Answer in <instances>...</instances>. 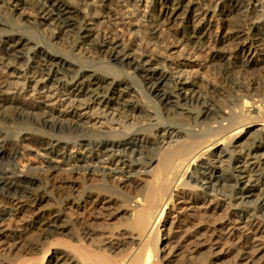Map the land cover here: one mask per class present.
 Returning a JSON list of instances; mask_svg holds the SVG:
<instances>
[{
    "label": "bare ground",
    "instance_id": "bare-ground-1",
    "mask_svg": "<svg viewBox=\"0 0 264 264\" xmlns=\"http://www.w3.org/2000/svg\"><path fill=\"white\" fill-rule=\"evenodd\" d=\"M3 39L0 264H264V0H0Z\"/></svg>",
    "mask_w": 264,
    "mask_h": 264
},
{
    "label": "rangeland",
    "instance_id": "rangeland-1",
    "mask_svg": "<svg viewBox=\"0 0 264 264\" xmlns=\"http://www.w3.org/2000/svg\"><path fill=\"white\" fill-rule=\"evenodd\" d=\"M2 42L4 43V42H5V39H3V40L0 42V46L2 45V44H1ZM24 55H25V54H24ZM222 55H224V54H222ZM17 56H18V57H23V54L19 53V54H17ZM22 61H23V59H22ZM260 61H261V60H260ZM255 64L258 65V64H260V62H257V63H255ZM234 81H236V80L234 79ZM2 87H3V85L0 87V89H2ZM35 114H36V115H35ZM37 114H40L39 110H34V111H33V115H32V117H34V116H35V117H38ZM39 116H40V115H39ZM42 117H43V119L48 120V121H51V119H52L51 117H46V118H45V116H42ZM54 120H55V118H54ZM66 132H67V133H71V132H68V131H66ZM137 141H138V140H135L134 143L136 144Z\"/></svg>",
    "mask_w": 264,
    "mask_h": 264
}]
</instances>
